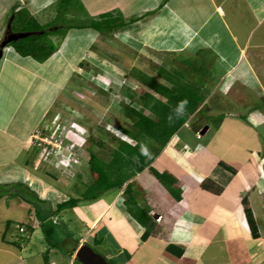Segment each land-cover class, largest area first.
<instances>
[{
    "label": "crops",
    "instance_id": "crops-1",
    "mask_svg": "<svg viewBox=\"0 0 264 264\" xmlns=\"http://www.w3.org/2000/svg\"><path fill=\"white\" fill-rule=\"evenodd\" d=\"M43 5L42 0H0V46L15 11L27 8L37 17L35 11ZM90 9L96 15L93 18L111 12L130 21L113 30L121 40L130 33L133 37L145 33L149 37L144 40L148 57L163 54L170 60L161 62L158 71L174 63L188 68L180 61L184 56L206 70L202 79L205 99L200 108L172 136L151 167L129 180L138 204L152 216L148 225H141L129 214L119 192L110 200L100 197L98 203L93 200L79 206L85 221L94 224L100 218L93 231L99 238L108 236L115 241L116 247L109 249L106 257L122 259L126 264H264V0H92ZM125 26L127 32L123 31ZM12 50L16 52L11 45L4 47L0 62L18 72L15 78L23 79L19 71L31 66L29 59L19 60ZM32 73L26 74L31 77ZM3 84L0 184L25 182L33 186V169L21 156L28 153L27 142L34 128L28 127L23 134L11 128L14 115H9L5 102L17 107L25 104L27 112L29 106L23 95H17L18 87ZM26 89L25 93L30 87ZM215 97L218 101L212 105ZM206 105L209 110L204 113ZM212 118L218 120L213 122ZM247 125L260 127V147L249 149L242 144L247 141ZM184 127L191 128L194 137L182 135ZM211 129L214 134L206 141ZM239 130H243L245 140L239 138ZM199 142L202 148L192 153L185 150L184 145L196 147ZM21 175L24 179H18ZM207 179L220 185L221 191L204 187ZM170 186L181 191L180 199L173 196ZM0 202L5 203L0 211L8 214L18 204H30L22 199L10 202L7 196L0 197ZM1 215L0 264H75L74 259L68 260L53 248L37 246L42 239L35 237L37 230L26 244L14 242L10 231L15 220L8 215L4 222ZM159 215L160 221L156 220Z\"/></svg>",
    "mask_w": 264,
    "mask_h": 264
},
{
    "label": "rangeland",
    "instance_id": "rangeland-1",
    "mask_svg": "<svg viewBox=\"0 0 264 264\" xmlns=\"http://www.w3.org/2000/svg\"><path fill=\"white\" fill-rule=\"evenodd\" d=\"M42 2L45 5L35 11L38 14L36 17L38 21L42 24H49V26L55 25L61 27L60 33L51 35L57 47L56 51L44 62L37 60L31 62L33 61L32 57L24 58L19 54H15L16 52L12 50L11 53L18 57L19 60L25 62L29 59V66H31L19 71L24 75L23 79L19 77L15 78L18 72H13L9 65L5 66L4 61L1 60L0 83L2 85L14 77L13 83L10 82L8 85L3 84V87H18L17 95H23V99L29 106L30 111L27 112L25 104L17 107L16 105L12 106L8 101L7 103L5 102L9 115H14L11 120L12 122H9L11 128L18 129L22 134L26 133L28 127L34 128L33 133L31 132L33 136L27 142L28 153H24L21 156L23 160L28 157L29 165L33 169L35 176L33 186L30 184L28 186L31 190L35 191L39 198L49 200L51 204L57 205L70 196L76 195V187L79 185L83 187L84 183L91 181L88 169L87 171L83 169V164L86 165V162L84 160L83 163V158L79 157V154L81 155L82 152L86 155V153L93 152L107 159L110 157L111 149L122 139L118 134L125 135L122 129H132L123 104L133 103L128 93L136 92L137 87H145L149 92L156 94L153 89L142 81L143 77H153L157 81L168 84L159 75L158 66L169 58L166 59L168 55L165 56L163 54L157 55V58L162 56L161 60L157 59L155 55L152 58H150L151 55L148 57L149 48L144 46V40L148 41L149 37L142 32L135 34L134 37L130 33V35H127L128 38L121 40L117 34H114V31L109 33L103 32L98 35V32L91 27L66 29V26L70 24H82L83 26L88 23L90 18L96 16L89 11L93 10L90 9L92 0L91 2L89 0L87 2L83 0H71L69 4L70 9H66L65 12L62 11V0H42ZM107 11L105 10V12ZM99 18L100 15L94 19ZM133 28L132 26V30ZM123 31L127 32V26L123 27ZM7 38L5 37V40ZM93 56L97 59H93ZM185 58L184 56L181 60ZM169 67H171V64H169ZM9 69L11 71H8ZM187 69L186 67H179V70L183 72L187 71ZM31 70L37 74L32 73ZM26 73H32L31 77ZM187 76L190 75L187 74ZM192 78H195L196 81L201 79L195 76ZM26 87H30L27 93H25ZM158 96L163 98L161 95ZM217 101L218 97H215L210 103L213 105ZM133 105L143 110L142 106L137 102H134ZM208 110L209 106L206 105L202 112H207ZM221 111L224 112L223 110ZM213 112L214 110L211 113ZM43 113L45 114L42 116ZM224 113H227V111ZM39 117H41L39 125L35 126ZM193 118L195 120V117ZM217 120V118H212L213 122ZM44 129H49L47 130L48 133L59 138L58 141L53 140L54 143H61L60 139L63 142L62 148L59 150L57 146H54L56 151H52L50 155H48L51 152L47 149L48 147L39 146L37 148V146H33L35 134H39L41 138L45 137V135H42ZM190 129L189 127H184L182 135L194 137V132ZM213 129L209 130L206 134V141L214 134ZM242 131L239 130L241 132L239 138L245 140ZM259 132L260 127L252 128L247 125V141L245 143L242 142L244 147L249 149L255 146L260 147L262 140L259 138ZM251 139L253 142L250 141ZM71 142L76 144L72 152L77 153V155L71 153L70 149L66 148ZM262 142L264 144V140ZM199 148H202V145L187 147L185 150L192 153ZM76 157L82 159V164L80 167L78 165L74 169L72 164L74 161H78ZM63 158L66 160V164L69 162L73 163L71 165L63 164ZM18 179H24V175L18 176ZM30 189H27L25 192H29L32 195ZM120 191L122 192V190ZM117 193L118 189L110 190L102 198L105 197L110 200ZM4 196H7L10 202L15 200L20 201L17 196H8L7 194ZM90 202L89 200H82L80 205ZM95 203H98V201ZM0 204L1 208L5 209V203L0 202ZM32 209V204L23 202L22 206L20 204L16 206L13 213L8 214L9 211L1 210V214L4 215H1V218L5 219V216L9 215L8 218L15 220L12 223L13 226H11V230L13 231H10V236L14 240H23L24 242L19 243L20 245L27 242L25 243L24 239H20L22 234L17 226L19 224H28L33 225L35 227L34 230H37L35 237H38V235L42 236L37 246H48ZM58 216L54 218L59 221L62 220L64 224V229L59 234L62 241L69 242V239L65 238L67 231H69L73 235V238L84 239L88 237L87 241L90 244H94L92 234L97 227L96 225L99 224L97 221L100 218L94 224L90 220H86V222V217L79 210L74 213L66 210ZM7 219L4 222H7ZM88 221H90V225ZM81 239L80 244L82 243ZM102 239V244L93 246L95 250L106 256L109 249L113 250L116 247V243L108 236H104ZM72 246L71 244L69 248ZM51 255L55 256L53 253ZM70 259H74V254ZM70 259L68 258V260ZM111 260L117 264H126L119 258Z\"/></svg>",
    "mask_w": 264,
    "mask_h": 264
},
{
    "label": "trees",
    "instance_id": "trees-1",
    "mask_svg": "<svg viewBox=\"0 0 264 264\" xmlns=\"http://www.w3.org/2000/svg\"><path fill=\"white\" fill-rule=\"evenodd\" d=\"M70 1L62 0L63 12L66 9H70ZM129 22L124 20L122 16H116L108 12L101 15L99 19L90 18L88 23L83 26L82 24H70L66 26V29L91 27L100 33H109ZM10 30L13 32L29 33L12 42L11 46H13L18 54L21 56H30L37 61L44 62L56 51L57 47L51 35L60 33L61 27L42 24L27 8H21L13 13ZM180 61H184L188 65L189 69L186 68L187 71L183 72L179 70V66L174 61H172L174 64L171 68L166 69L163 67L159 70V75L168 84L157 81L153 77L142 78V81L153 89L157 95L149 92L145 87H137L136 92L128 93L131 101L133 103L137 102L143 108V110H140L133 103H123L132 129L123 128L122 130L134 139V144L120 139L117 145L111 149L110 157L107 159L93 152L86 153V155L82 152L81 155L79 154V157L81 156L83 158V163L84 160L86 162V165L83 164V169L85 171L88 169L91 181L84 183L83 187L81 185L76 187V195L70 196L57 205H53L49 200L39 198L35 191L33 189L31 190L23 182L0 184V197L6 194L8 196H17L33 205V212L39 222L44 239L49 248H53L57 251L56 253L64 254L68 258L71 257L73 248L77 246L80 238H73V235L69 231L67 233L65 232L66 239L73 238L75 241L73 247L69 248L71 244L66 243L65 240L62 241L59 237V234L64 229L63 221H59L54 217L66 210H70L72 213L77 210L80 211L79 206L82 200H97L110 190L118 189V192L123 190L121 200L129 214L141 225H148L152 216L148 210L138 204L137 197L134 193L133 182H129V180L145 168L151 167V164L171 137L200 108L205 99L202 79L205 76L206 70L202 66L198 67L196 64H193L191 59H183ZM187 74L190 76H187ZM192 74L196 78L201 79L196 81L195 78H192ZM158 95L163 96V98ZM185 99L188 100L185 113L182 117L176 118L174 109L180 101ZM170 115L172 116L171 121L169 120ZM47 130L44 129L43 132L41 131L42 135L46 136L50 134ZM39 142L40 140L34 142L33 146L39 148L41 146ZM142 144L147 146L148 155L141 154L140 149ZM26 160L29 162L28 157ZM79 161L82 164V159H79ZM72 167L75 169L74 165ZM225 167L230 170L233 169L228 165H225ZM202 185L215 192L221 191V186L211 179H207ZM170 187L173 196L176 199H180L181 191L175 189L173 186ZM27 189L32 191V195L29 192H25ZM88 224H90V221H88ZM21 226L26 227L25 234L28 233L20 237L26 243L29 241L30 234L34 232L35 227L28 224ZM92 240L94 243L92 245L102 244L103 242V239L99 238L96 232H93ZM16 242L21 243L24 241ZM75 264L81 263L76 260Z\"/></svg>",
    "mask_w": 264,
    "mask_h": 264
},
{
    "label": "clouds",
    "instance_id": "clouds-1",
    "mask_svg": "<svg viewBox=\"0 0 264 264\" xmlns=\"http://www.w3.org/2000/svg\"><path fill=\"white\" fill-rule=\"evenodd\" d=\"M13 31H9V33H8V35H7V37H9L10 35H11V33H12ZM13 33H20V32H13ZM5 41V40H4ZM3 43V42H2ZM12 44V43H11ZM11 44H8V45H11ZM1 46H2V44H1ZM0 46V47H1ZM7 46V45H6ZM5 46V47H6ZM4 48V47H3ZM187 105H188V100L187 99H185V100H182V101H180L179 102V104H178V106L174 109V112H175V115H176V118H180V117H182L183 115H184V113H185V110H186V107H187ZM169 120L171 121L172 120V116L170 115L169 116ZM123 131V130H122ZM201 134V131H198L197 132V137H198V139L199 140H201L202 139V134H201V136H198V134ZM123 134H125V135H122V134H118V136L120 137V138H122L121 140H124V141H127V142H129V143H131V144H134L135 143V141H134V139L131 137V136H129L128 134H126L124 131H123ZM172 138V137H171ZM171 140V139H170ZM169 140V141H170ZM34 141H35V136H34ZM62 144H63V142H62ZM62 144H61V148H62ZM198 145H202L201 144V142H199V144H197L196 145V147L198 146ZM76 146V144H74V142H71L68 146H66V148L67 149H70V152L71 153H73V154H75V155H77L76 153H74V152H72V150H73V148ZM185 146V148H187V147H192V146H190V145H184ZM44 147H48V148H50V147H52V145L51 144H48L47 146L45 145ZM47 148V149H48ZM140 151H141V154H143V155H148V148H147V146L146 145H141V149H140ZM51 153H49L48 155H50ZM77 158V157H76ZM48 159H49V156H48ZM64 159V158H63ZM78 159V158H77ZM73 163V162H72ZM71 162H69L68 164H66V160L64 159L63 160V164H66V165H71L72 164ZM75 166V168L79 165V167H80V165H81V161H79V159H78V161L76 162V161H74V163L72 164V166ZM80 169V168H79ZM25 184H27V183H25ZM28 185V184H27ZM122 195H123V190H122V192H120V194H119V198H121L122 197ZM83 201H86V200H83ZM161 215H159L157 218H156V220H161ZM17 228H18V230L21 232V234H22V236L23 235H26L25 234V232H26V227H24V226H21L20 224L17 226ZM21 228H23V230H21ZM31 235V234H30ZM87 238L88 237H85L84 239H81L82 240V243L80 244V241H79V243L77 244V246H75V248H73V254H74V260L76 261L77 259L75 258V253H76V250L78 249V247L80 246V245H82V244H89V245H91L93 248H94V246L92 245V244H90L88 241H87ZM19 240V239H18ZM18 240H14V241H18ZM66 243H68V244H72V245H74L75 244V241H74V239L73 238H70L69 239V242H66ZM24 244V243H23ZM73 247V246H72ZM71 247V248H72ZM95 249V248H94ZM97 251V250H96ZM72 254V255H73ZM105 256V255H104ZM106 257V256H105ZM107 258V257H106ZM108 260H110L111 261V259H109V258H107ZM112 262H114V261H112ZM116 263V262H115Z\"/></svg>",
    "mask_w": 264,
    "mask_h": 264
},
{
    "label": "water",
    "instance_id": "water-1",
    "mask_svg": "<svg viewBox=\"0 0 264 264\" xmlns=\"http://www.w3.org/2000/svg\"><path fill=\"white\" fill-rule=\"evenodd\" d=\"M29 34L28 32H22V33H11V35L2 43L1 49H0V58L3 55V47H5L8 44H11L13 41L22 38ZM75 258L81 263V264H117L115 262H112L108 260L102 253L96 251L91 245L89 244H82L78 247L75 253Z\"/></svg>",
    "mask_w": 264,
    "mask_h": 264
},
{
    "label": "built area",
    "instance_id": "built-area-1",
    "mask_svg": "<svg viewBox=\"0 0 264 264\" xmlns=\"http://www.w3.org/2000/svg\"><path fill=\"white\" fill-rule=\"evenodd\" d=\"M34 136H35V139H36L35 142L40 140L39 145H41V146H45V145L47 146L48 144H52V147L48 148L49 152L51 151L50 153H52V151H56L54 149V146H57L59 148V150L61 149L62 139H60L61 143H57V144L54 143L53 140L58 141V139H59L58 137L56 138L55 135H51L50 134L49 136L46 135L45 137H42V138L40 137L39 134H35ZM198 136H201V134L199 133ZM62 155H64V153H62ZM21 230H23V228H21Z\"/></svg>",
    "mask_w": 264,
    "mask_h": 264
}]
</instances>
